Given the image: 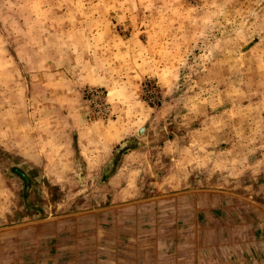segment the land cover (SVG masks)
I'll return each mask as SVG.
<instances>
[{
    "label": "rangeland",
    "instance_id": "374dc122",
    "mask_svg": "<svg viewBox=\"0 0 264 264\" xmlns=\"http://www.w3.org/2000/svg\"><path fill=\"white\" fill-rule=\"evenodd\" d=\"M118 192L264 207V0H0V227Z\"/></svg>",
    "mask_w": 264,
    "mask_h": 264
},
{
    "label": "crops",
    "instance_id": "0c3cea01",
    "mask_svg": "<svg viewBox=\"0 0 264 264\" xmlns=\"http://www.w3.org/2000/svg\"><path fill=\"white\" fill-rule=\"evenodd\" d=\"M235 196L111 193L0 227V264H264V207Z\"/></svg>",
    "mask_w": 264,
    "mask_h": 264
},
{
    "label": "built area",
    "instance_id": "2783aa9c",
    "mask_svg": "<svg viewBox=\"0 0 264 264\" xmlns=\"http://www.w3.org/2000/svg\"><path fill=\"white\" fill-rule=\"evenodd\" d=\"M90 97H92V94H90ZM100 106L102 105V108H105L104 103L100 100L99 101Z\"/></svg>",
    "mask_w": 264,
    "mask_h": 264
},
{
    "label": "water",
    "instance_id": "95a60500",
    "mask_svg": "<svg viewBox=\"0 0 264 264\" xmlns=\"http://www.w3.org/2000/svg\"><path fill=\"white\" fill-rule=\"evenodd\" d=\"M18 174H20V173H18ZM21 175V174H20ZM22 176V175H21Z\"/></svg>",
    "mask_w": 264,
    "mask_h": 264
}]
</instances>
